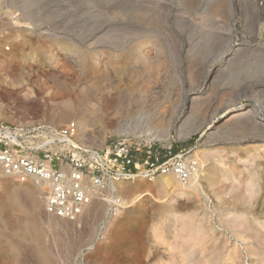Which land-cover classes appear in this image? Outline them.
I'll use <instances>...</instances> for the list:
<instances>
[{
  "label": "rangeland",
  "instance_id": "374dc122",
  "mask_svg": "<svg viewBox=\"0 0 264 264\" xmlns=\"http://www.w3.org/2000/svg\"><path fill=\"white\" fill-rule=\"evenodd\" d=\"M7 1L30 29L0 64V121L76 122L95 149L117 139L172 146L199 172L188 186L173 176L122 182L123 208L94 203L74 223L45 214L37 183L3 179L0 264H264V133L239 117L250 102L264 113V0H35L32 13L30 0ZM231 49L240 51L224 58ZM100 72L113 96L148 86L150 116L62 120L61 102L79 103ZM187 96L196 98L185 105Z\"/></svg>",
  "mask_w": 264,
  "mask_h": 264
},
{
  "label": "built area",
  "instance_id": "2783aa9c",
  "mask_svg": "<svg viewBox=\"0 0 264 264\" xmlns=\"http://www.w3.org/2000/svg\"><path fill=\"white\" fill-rule=\"evenodd\" d=\"M30 29L25 14L0 0V63L9 58ZM76 122L55 127L42 122L10 124L0 121V182H35L44 190V212L74 223L94 203L110 212L123 208L117 185L143 177L173 176L191 184L199 164L172 146L117 139L95 149L78 139Z\"/></svg>",
  "mask_w": 264,
  "mask_h": 264
},
{
  "label": "bare ground",
  "instance_id": "6f19581e",
  "mask_svg": "<svg viewBox=\"0 0 264 264\" xmlns=\"http://www.w3.org/2000/svg\"><path fill=\"white\" fill-rule=\"evenodd\" d=\"M29 1V0H28ZM127 1H130V0H127ZM138 1H140V2H147L148 0H138ZM151 1V0H150ZM157 1V0H156ZM232 1V0H231ZM240 1V0H239ZM37 2V1H36ZM136 2V1H135ZM152 2V1H151ZM162 2H163V0H162ZM28 3V2H27ZM26 3V5L28 6L29 4H30V6H29V12L30 13H32L31 12V10H32V8H33V6H34V4L36 5V3H35V0H30V3L29 4H27ZM143 3V4H144ZM147 3H149V1L147 2ZM141 4V3H140ZM142 4V5H143ZM146 4V3H145ZM151 4V6L153 5V2L152 3H150ZM149 4V5H150ZM157 4V3H156ZM162 4H164V3H162ZM231 4V3H230ZM233 4V3H232ZM25 5V6H26ZM166 5V4H165ZM234 5V4H233ZM150 6V7H151ZM231 6V5H230ZM235 6V5H234ZM155 7V5L152 7V8H154ZM160 7V6H159ZM232 7V6H231ZM155 8H158V7H155ZM156 10V9H155ZM233 10V9H232ZM33 11V10H32ZM28 12V13H29ZM31 15V14H30ZM237 51H240V49H234V50H229L225 55H224V58H226L228 55H230V54H233V53H235V52H237ZM233 52V53H232ZM238 53V52H237ZM6 59H9V58H6ZM4 61L5 60H2L1 61V65L4 63ZM100 61V60H99ZM114 62V61H113ZM112 61L110 62V63H113ZM108 63H109V60L108 61H106L105 60V65L107 66L108 65ZM112 66H113V64H111ZM111 65H109V68H110V66ZM95 66V65H94ZM105 66V67H106ZM114 66H117V65H114ZM104 67V68H105ZM212 68V67H211ZM101 69V68H100ZM112 69V68H111ZM36 70H37V68H36ZM210 71H211V69H210ZM209 71V72H210ZM34 72H36V71H34ZM140 72V71H139ZM122 73V72H121ZM133 73H135V72H133ZM137 73V72H136ZM142 73V72H141ZM47 74V73H46ZM101 74V75H100ZM100 74H98L97 76H95V78L93 79V82H90L91 84H89V85H87V83H84V84H86V86H84L85 88L84 89H82V90H80V92L81 93H79L78 95H80L79 97H81V98H78V100L80 101L79 103L77 102H75L74 104L72 103L73 101L72 100H69V99H71V98H69L68 97V101H62L61 102V105L63 106V108L61 109V108H59V106H58V108L60 109V111H62V114L61 115H58V116H61V119L63 120V118H65V115L66 116H68V115H72V114H78V115H82V117H85V114L89 111V112H91V114H93V115H95L96 116V118L95 119H97V118H103L104 116H110L111 117V119H115V120H117L118 122H119V124L121 123V122H123L125 119H127V118H129L130 119V117L132 118V117H143V115H145V107L147 106L148 107V105H149V103L150 104H152V102L154 101L155 102V99H154V97H153V99H152V95H156V94H151V92H149V91H151L150 90V88L147 86L146 88H148V91L146 90L145 91V88L143 87V84H140V87H139V85H138V87L137 86H135V87H137V88H140V90L142 89V87L144 88V89H142V91L144 90V94H143V92H142V94L143 95H137V96H135V94L133 93V92H131V91H129V92H131V93H129V94H127L125 91H124V89H123V91L122 92H119V91H117V92H119V94H114L115 96H113L112 95V91H113V89H112V91H109V92H106V91H104L102 88H103V85H102V82H108V80L109 79H107L105 76V72H100ZM102 74H104V75H102ZM130 75V73H127V74H125V75ZM50 75V74H49ZM53 75V74H52ZM132 75V74H131ZM136 75V74H135ZM139 75H141V74H139ZM146 75V74H145ZM144 75V76H145ZM150 75V74H149ZM103 76V77H102ZM119 76H121L120 74H119ZM138 76V75H137ZM135 77V79H134V77H133V75L131 76V77H133V79L136 81V78H137V81H139L138 80V77ZM142 76V75H141ZM148 76V75H147ZM151 76V75H150ZM53 77H54V75H53ZM91 77V76H90ZM117 77V76H116ZM125 77V76H124ZM128 77V76H127ZM140 77V76H139ZM51 78V77H50ZM54 78H57L56 77V75H55V77ZM115 78V77H114ZM113 78V79H114ZM120 78V77H119ZM118 78V79H119ZM122 78V77H121ZM128 78H130V77H128ZM149 78V77H148ZM147 78V79H148ZM126 79V78H125ZM142 79H146V77H142ZM140 80L139 82H141V81H143V83H146V80H145V82H144V80ZM152 79L154 80V78H151V81H152ZM110 80H112V78H110ZM117 80V79H116ZM121 80V79H120ZM128 80H131V79H128ZM119 81V80H118ZM150 81V80H149ZM122 82H124V80L122 79ZM131 82V84H136V83H132V81H130ZM138 82V83H139ZM148 82V81H147ZM154 82H156L155 80H154ZM142 83V82H141ZM149 83V82H148ZM107 84V83H106ZM151 84H153V83H151ZM155 84V83H154ZM141 85H142V87H141ZM87 86H88V88H87ZM105 86V85H104ZM117 86V85H116ZM133 86V85H132ZM132 86L130 87V90H132L131 88H132ZM111 88V87H110ZM117 89H119L118 87H116ZM137 88H135V89H137ZM81 89V88H80ZM152 89V88H151ZM63 90H65L66 91V89H63ZM107 90H109L108 88H107ZM115 90V89H114ZM125 90H127V87L125 88ZM139 90V91H140ZM21 91V90H20ZM27 91V90H26ZM39 91H41V90H39ZM120 91H121V89H120ZM155 91H156V88H155ZM22 92V91H21ZM21 92L20 93H15V94H17V95H15V96H22L21 95ZM114 92V91H113ZM115 92H116V90H115ZM124 92V93H123ZM137 92V93H136ZM141 92V91H140ZM140 92H139V94H140ZM152 92H154L153 90H152ZM9 93V92H8ZM23 93V92H22ZM24 93H25V91H24ZM23 93V94H24ZM135 93L136 94H138V91H135ZM12 95V94H11ZM14 95V94H13ZM77 95V96H78ZM117 95V96H116ZM25 96H27V94H25ZM28 96H29V94H28ZM63 96L64 95H62V98H63ZM8 97H9V95H8ZM64 97H66V96H64ZM27 98V97H26ZM40 98V97H39ZM42 98H44V97H42ZM42 98H40V99H42ZM156 98V97H155ZM196 97H192V98H189L188 96L187 97H185V105H186V103L188 104L189 102H191V100H194ZM12 99V98H11ZM38 99V98H37ZM46 99V98H45ZM45 99H44V101H45ZM48 99V98H47ZM61 99V98H60ZM59 99V100H60ZM65 99V98H64ZM51 100V99H50ZM57 100V99H56ZM55 100V101H56ZM58 100V101H59ZM75 100V99H74ZM77 100V99H76ZM77 100V101H78ZM188 100V101H187ZM33 101V100H32ZM42 101H43V99H42ZM53 100H51L50 102H52ZM34 102V101H33ZM40 102H41V100H40ZM47 102H48V100H47ZM38 103H39V101H36L35 102V104H37V106H38ZM43 103V102H42ZM45 103H46V101L44 102V106H45ZM54 103V102H53ZM53 103H51V104H53ZM57 103V102H56ZM55 103V104H56ZM59 103V102H58ZM191 103H193V102H191ZM60 104V103H59ZM154 104V103H153ZM41 105H43V104H41ZM50 107H53V106H51L50 104H48ZM47 105V106H48ZM54 105V104H53ZM40 106V105H39ZM43 106V107H44ZM61 106V107H62ZM90 106H92L93 108H91ZM152 106V105H151ZM36 107V106H35ZM82 107H83V109H82ZM86 107H89V109L87 108V110L86 109H84V108H86ZM244 107V105L243 104H241L239 107H235V109H242ZM45 108V107H44ZM43 108V109H44ZM56 108V107H55ZM149 108H150V106L148 107V108H146V111H147V109L149 110ZM40 109H41V106H40ZM49 109V108H48ZM261 109H263V107L261 106V105H259L257 102H250V104L248 103V105H247V107H246V109H245V111H243L240 115H239V117H240V119L241 120H245V121H248V123L250 124V125H252L254 128H256L257 129V131H261V132H263L264 133V113L263 114H260V110ZM87 111V112H86ZM158 111V110H157ZM156 111V112H157ZM88 112V113H89ZM149 112V111H148ZM150 113V112H149ZM149 113H147V114H149ZM146 114V115H147ZM153 114V113H152ZM158 114H160L159 113V111H158ZM154 115H156V113L154 114ZM148 116V115H147ZM147 116H145L146 118H147ZM150 116V115H149ZM148 116V117H149ZM69 117V116H68ZM135 117V121H136V118ZM145 117H143V118H145ZM157 117V116H156ZM67 118V117H66ZM142 118V119H143ZM152 118H154L153 116H152ZM159 118V117H158ZM106 119V118H105ZM66 120V119H65ZM85 120H87L86 119V117H85ZM83 118H80V121H85ZM128 120V119H127ZM137 120H139V119H137ZM79 121V122H80ZM126 121V120H125ZM141 121V123H142V120H140ZM140 121H138V122H140ZM143 121L145 122V120L143 119ZM149 120L147 119V122H148ZM130 122L132 123V121L130 120ZM130 122H127L128 123V125L127 126H129L131 123ZM141 123H140V125H141ZM211 123V122H210ZM209 123V124H210ZM122 126V125H121ZM80 127V126H79ZM80 129V128H79ZM171 129L172 128H170L168 131H167V134L164 136L165 138L164 139H166V141H170L171 139H172V133H171ZM255 130V129H254ZM79 138H80V130H79ZM262 139V138H261ZM256 140V142L257 141H259L258 139H255ZM261 141V140H260ZM263 142H264V140H263ZM195 180V179H194ZM167 182V185L169 184L168 183V181H165V183Z\"/></svg>",
  "mask_w": 264,
  "mask_h": 264
},
{
  "label": "crops",
  "instance_id": "0c3cea01",
  "mask_svg": "<svg viewBox=\"0 0 264 264\" xmlns=\"http://www.w3.org/2000/svg\"><path fill=\"white\" fill-rule=\"evenodd\" d=\"M175 151H177V150H175Z\"/></svg>",
  "mask_w": 264,
  "mask_h": 264
},
{
  "label": "trees",
  "instance_id": "16d2710c",
  "mask_svg": "<svg viewBox=\"0 0 264 264\" xmlns=\"http://www.w3.org/2000/svg\"><path fill=\"white\" fill-rule=\"evenodd\" d=\"M175 152H177V151H175Z\"/></svg>",
  "mask_w": 264,
  "mask_h": 264
}]
</instances>
